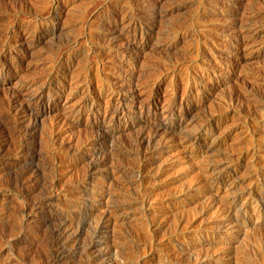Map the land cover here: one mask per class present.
Instances as JSON below:
<instances>
[{"label": "rangeland", "instance_id": "obj_1", "mask_svg": "<svg viewBox=\"0 0 264 264\" xmlns=\"http://www.w3.org/2000/svg\"><path fill=\"white\" fill-rule=\"evenodd\" d=\"M51 1L0 0V97L19 93L18 108L29 105L23 120L35 124L39 164L54 122L67 132L61 137L65 169L45 170L32 192H20L0 174V264H45L48 232L31 221L41 210L29 212L26 204L46 195L54 199L44 214L64 209L74 216L71 228L83 230L76 244L102 223L97 249L110 253L96 264H264V207L256 205L264 199V0ZM20 21L28 30L15 27ZM241 29L257 36L237 59ZM129 43L142 46L140 54ZM113 88L123 97L112 98ZM238 90L247 94L243 101ZM206 120L210 128L201 126ZM152 125L182 142L198 135L200 154L175 143L155 154V168L146 171L144 159L116 152L115 144L130 145ZM106 132L107 151L95 141L73 156ZM106 155V166L95 167ZM164 161L172 164L165 172ZM126 163L133 171H118ZM197 165L212 166L209 177L231 169L228 190L208 192L198 183ZM56 173L61 188L48 193ZM74 181H86L85 196H73ZM230 203L238 221L218 214V205ZM186 217L189 223L180 225ZM36 231L39 240L29 245Z\"/></svg>", "mask_w": 264, "mask_h": 264}, {"label": "bare ground", "instance_id": "obj_2", "mask_svg": "<svg viewBox=\"0 0 264 264\" xmlns=\"http://www.w3.org/2000/svg\"><path fill=\"white\" fill-rule=\"evenodd\" d=\"M59 0H52L51 1V6H53L54 4L58 3ZM52 8V7H51ZM51 10V9H50ZM253 13V12H252ZM36 14V13H34ZM132 14V13H131ZM251 18V17H250ZM249 18V19H250ZM254 18V17H253ZM15 27L20 26L23 27V29H27L28 26L27 24L25 25V23L21 24L20 22H15L14 23ZM23 25V26H22ZM234 26V25H233ZM30 29V28H29ZM136 29V28H135ZM28 30V29H27ZM9 31V30H8ZM26 31V30H25ZM239 33L238 34V40H237V44H238V50L239 53L237 55V59H240V51L243 50L241 49L242 46L244 45V43L246 41H251L253 39H255L256 36L253 34H250L244 30H238ZM13 34V33H12ZM256 40V39H255ZM257 42V41H256ZM246 44V43H245ZM127 46L129 47L128 49L130 50V52H134L135 55L140 54L142 46L134 44V43H129L127 44ZM132 47V48H130ZM244 48V47H243ZM241 49V50H240ZM1 54V53H0ZM243 54V53H242ZM1 56V55H0ZM31 82V81H30ZM29 82V83H30ZM32 84V83H31ZM19 93H16L15 96L11 97V98H3L0 97V174L3 173V171L6 172V174H8V182L10 184H13V188H16L17 190H19L20 192H25V193H29L32 192L38 183V179H40V175L45 172V170H47L48 168H51L54 171H60L61 167L63 166L62 164L64 162L67 161V158L64 157L62 155V153L64 152V143L62 140V135L63 131L61 129V127H59V123L54 122V126L53 129L51 128V132L49 133V135L44 137L47 139V143H48V154L45 155V161L44 163L42 162V164H39L38 161L35 160V156H34V151H33V142H35V124L34 123H26L25 119L23 120L25 113H27L30 110L29 105L24 104L20 109L18 108V98H19ZM110 95V94H109ZM116 95H118L119 98H122L123 96L121 95V92L116 89L113 88L111 90V97H115ZM236 97L239 100L245 99L246 95L245 92L243 91H236ZM12 96V95H11ZM8 97V96H7ZM110 97V98H111ZM241 101V102H242ZM240 102V103H241ZM264 113V112H263ZM65 116V115H63ZM74 116V115H73ZM72 117V116H71ZM264 117V116H263ZM262 117V118H263ZM63 119V118H62ZM77 119V118H76ZM60 120V119H59ZM57 120V121H59ZM61 121V120H60ZM59 121V122H60ZM67 122L69 123L70 121L67 120ZM72 122V121H71ZM70 122V123H71ZM66 123V122H64ZM187 123V122H186ZM59 125V126H58ZM151 126V125H150ZM149 126V130L146 131H142V133H140L135 139H133L132 142H128L131 143L130 145L127 144L126 146L124 145H118L115 144L114 147L116 148V152L120 153V154H127V156H123L121 155V159L126 158L130 155L131 157H137L140 159H144V162L141 164L142 169H145L147 171V169L149 168L150 170L155 168V160L154 156L155 154H159L162 153L164 151H166V149L170 148L173 144L178 143L182 149H180L181 151L185 152V150L189 149L191 154L197 155V153H199L198 151V145H195L194 140H196L199 144V141L201 140L198 135H191V133H189V139H187L186 142H182L179 137L175 134V133H171L169 132L167 129H163L162 132L160 130L155 129V127L152 125V127ZM177 126H181V123H179V125ZM201 126L203 128H210L212 126V122L211 120H206L201 122ZM200 126V127H201ZM58 127V129H57ZM183 127V126H182ZM185 127V126H184ZM65 129V127H64ZM181 129V128H180ZM183 129V128H182ZM179 130V129H178ZM166 132L168 133V136H165L164 134H166ZM161 136V137H160ZM165 136V137H163ZM160 137V139H159ZM108 138H109V134L108 132H106V134L104 133L103 135H101L100 137L97 138H89L88 141L86 140V142L84 144H82V146L78 147V150L76 152V154H74L73 156H81V154L83 153V149L86 148L87 145L91 144L92 142H99V143H103V149L104 150H108L111 146H107V142H108ZM45 141V140H44ZM179 141V142H178ZM83 142V141H82ZM177 144V145H178ZM66 145V144H65ZM113 147V148H114ZM66 148V147H65ZM114 148V149H115ZM177 148V146H176ZM201 148V147H200ZM46 150V148H45ZM110 151H108L107 153H109ZM115 153V152H114ZM186 153V152H185ZM189 153V154H190ZM164 154V153H163ZM190 154V155H191ZM200 154V153H199ZM111 155V154H110ZM241 155V154H240ZM244 155V154H243ZM246 155V154H245ZM248 155V154H247ZM8 156H14L16 159L13 161H9L6 160V157L8 158ZM123 156V158H122ZM165 156V155H164ZM201 156V155H200ZM44 157V156H43ZM112 157V156H111ZM130 157V158H131ZM134 157V159H135ZM190 157V156H189ZM37 158V157H36ZM59 158V159H58ZM129 158V159H130ZM246 158V156H245ZM60 160L59 162H55V160ZM62 159V160H61ZM111 159V158H110ZM109 156L106 155L104 156V158L100 159L98 161V164L95 166H102L108 163V161L110 160ZM128 159V160H129ZM192 159V158H190ZM69 160V159H68ZM133 160V159H132ZM137 160V159H136ZM164 160H166L164 158ZM168 160V159H167ZM171 160V159H170ZM42 161V160H41ZM138 161V160H137ZM195 161V160H194ZM193 161V162H194ZM55 162V163H52ZM121 162V161H120ZM165 162V161H164ZM160 163L159 166L161 167V170L165 172V170L172 165L171 163ZM174 162V161H173ZM124 163V162H123ZM132 163V162H131ZM134 163V162H133ZM175 163V162H174ZM122 164V163H120ZM128 163L123 164L120 166L118 171H122V173L124 171L130 170L131 167L130 165L127 166ZM258 161L255 162L254 165H256L258 167ZM198 166V165H197ZM260 166V165H259ZM64 167H62L63 169ZM65 169V168H64ZM135 169V168H134ZM141 169V170H142ZM160 169V168H159ZM195 169V168H194ZM210 169H212V166L210 165H200L196 168L198 175L200 176L199 178V184L202 186H204L206 188V190L208 192H210L212 195L216 196V194H218L220 191L227 189V187L229 186L226 183V179L228 178V175L230 174V172L232 171L229 168H220L219 172L214 175L213 177H209L207 176L208 171H210ZM257 169V168H256ZM112 170V169H111ZM132 170V169H131ZM234 170V169H233ZM255 170V169H254ZM50 171V170H49ZM133 171V170H132ZM135 171V170H134ZM61 172V171H60ZM115 172V171H114ZM140 172V171H139ZM193 172V171H192ZM261 172V171H260ZM111 173V172H110ZM147 173V172H146ZM145 173V174H146ZM258 173V172H257ZM4 174V173H3ZM112 174V173H111ZM149 174V173H148ZM159 174V173H158ZM213 174V173H212ZM5 175V174H4ZM3 175V176H4ZM56 176V177H55ZM54 176V179L52 180V184L49 186V188L47 187V183H46V187L48 188V193H52V191H54L55 189H60L61 184H62V180L61 178L57 175ZM260 176V175H259ZM43 177V175H42ZM41 177V178H42ZM160 177V176H158ZM6 180V177H4ZM64 178V177H63ZM78 180V179H77ZM235 180V179H234ZM41 181V180H40ZM47 181V180H46ZM155 181V180H154ZM198 181V180H197ZM232 181V180H231ZM5 182V181H4ZM64 182V180H63ZM75 182V181H74ZM234 182V181H233ZM40 183V182H39ZM51 183V182H50ZM86 183V181H76L73 185L74 189V194L73 196L75 198H80L86 195V191L84 188V184ZM170 183V182H169ZM232 183V182H231ZM236 183V182H235ZM4 184V183H3ZM49 184V183H48ZM67 184V183H66ZM7 185V184H6ZM65 185V184H64ZM196 185V184H195ZM12 186V185H11ZM200 187V186H199ZM40 188V187H39ZM45 189V188H44ZM66 189V188H65ZM72 189V187H71ZM40 190V189H39ZM43 190V189H42ZM205 190V189H204ZM228 190V189H227ZM61 191V190H60ZM68 191V190H67ZM188 191V190H187ZM222 191V192H224ZM41 192V191H40ZM184 192V191H183ZM206 192V191H205ZM43 193V192H42ZM54 193V192H53ZM73 193V192H71ZM182 193V192H181ZM32 194V193H31ZM30 194V195H31ZM63 194V193H62ZM183 194V193H182ZM181 194V195H182ZM207 194V193H206ZM33 195V194H32ZM31 195V196H32ZM175 195V194H174ZM180 195V194H179ZM29 196V195H28ZM39 196V195H38ZM218 196V195H217ZM30 197V196H29ZM28 197V198H29ZM34 197V196H33ZM29 198V200L27 201L26 204V208L27 210H29V212H31L32 210L37 209L36 212H38V210L40 211L39 215L37 218H35L34 220L32 219L31 221L33 222H38L37 227L42 228V229H46L48 232V235L46 237V245H45V254L47 256H43L46 257L44 259H42V261H44L45 264H80V260L79 258H77L78 255H80L81 257L85 256L84 262L85 264H96L98 263L103 255L110 253L109 251H104L103 252H99L97 249V236L99 231L101 230V228L103 227L101 224H99L97 226V228L94 230L92 237L89 238V240L83 245L80 243L76 244L79 236L81 235V232L83 231L82 229H72L71 227H73V214L70 212H60V213H55V212H47V213H43L42 209L44 208V206L49 205L50 203H52L53 201V197H49V196H44V197H36V198ZM67 197V196H65ZM172 198V197H171ZM172 200V199H171ZM233 200V199H232ZM238 200V199H237ZM256 200V199H255ZM57 201V200H56ZM66 201V200H65ZM174 201V200H173ZM220 201V200H219ZM253 201V200H252ZM162 202V201H161ZM175 202V201H174ZM26 203V202H25ZM155 203V202H154ZM170 203V202H169ZM212 203V202H211ZM210 203V204H211ZM219 202H216L213 206H216V204H218ZM234 203V202H233ZM251 203V202H250ZM55 204V203H54ZM72 204V203H71ZM76 204H80V203H76ZM163 204V203H162ZM175 204V203H174ZM179 204V203H178ZM209 204V205H210ZM225 204V203H224ZM218 205V209H219V213L221 215H226L228 217H230L232 219V221H238L240 214L239 213H235L232 214L231 212V208L230 205ZM260 204L262 207H264V199L258 201V203L256 205ZM255 205V204H254ZM52 207V205H50ZM69 206V205H68ZM245 206V205H244ZM247 206V204H246ZM179 207V206H178ZM65 208H67V206H65ZM69 208V207H68ZM211 208V207H210ZM245 208V207H244ZM249 208V207H248ZM14 209V208H13ZM21 210V209H20ZM45 211V209H44ZM49 211V210H48ZM56 211V210H55ZM245 210H243V212H245ZM242 212V213H243ZM10 213V212H9ZM24 213V212H23ZM12 214V213H11ZM32 214V213H31ZM246 214V212L244 213ZM15 215V214H14ZM25 216V215H24ZM108 216V214H107ZM110 216V215H109ZM108 216V219H109ZM77 217V216H76ZM185 217V216H184ZM188 217H186V219L183 218V220H181V222H179V224L181 225L182 223H189V221L187 220ZM197 218V217H196ZM223 218V217H222ZM80 219V218H79ZM112 219V218H111ZM193 220V218H192ZM107 221L109 222L110 220L104 221L103 223H107ZM230 221V222H232ZM24 223V222H23ZM177 223V222H176ZM175 223V224H176ZM195 223V222H194ZM223 223V222H222ZM163 224V222H162ZM184 224V225H185ZM27 226V224H25ZM78 225V224H77ZM177 226V225H176ZM17 227V226H16ZM160 227V226H159ZM240 227V226H239ZM34 228V227H33ZM75 228V227H73ZM151 228V227H150ZM182 228V227H181ZM187 228V227H186ZM243 228V227H242ZM180 229V228H179ZM189 229V228H188ZM177 230V229H176ZM193 230V229H192ZM33 231V230H32ZM181 231V230H180ZM184 231V230H183ZM42 232H44L42 230ZM149 232L151 234H153L155 231L153 229H149ZM179 233V232H178ZM182 233V232H181ZM45 234V232L43 233ZM127 234V233H126ZM145 234V233H143ZM187 234V232H186ZM130 235V234H129ZM135 235V234H134ZM147 235V234H146ZM175 235V234H174ZM133 236V235H132ZM131 236V237H132ZM148 236V235H147ZM154 236V235H153ZM25 237V236H24ZM89 237V236H88ZM129 237V236H128ZM127 237V238H128ZM140 237V236H139ZM184 237V235H183ZM182 237V238H183ZM263 237V236H262ZM133 238V237H132ZM131 238V239H132ZM144 238V237H143ZM143 238H141L143 240ZM146 238V236H145ZM181 238V236H180ZM188 238V237H187ZM20 239V237H19ZM41 239V238H40ZM124 239V238H123ZM140 239V240H141ZM147 239V238H146ZM186 239V238H185ZM259 240V238H257ZM39 240V235L36 231V233L33 234V236H31V240L29 239L28 243L29 245L34 244L35 242H38ZM80 240V239H79ZM127 240V239H126ZM139 240V239H138ZM165 240V239H164ZM170 240V239H169ZM43 241V240H42ZM132 241H134L132 239ZM257 241V240H255ZM137 242V241H136ZM145 242V241H143ZM171 242V241H170ZM264 242V241H263ZM134 243V242H133ZM138 243V242H137ZM140 243V242H139ZM166 243V242H165ZM174 243V242H173ZM262 243V242H261ZM40 244V243H39ZM150 244V243H149ZM172 244V243H171ZM259 244V243H257ZM135 245V244H134ZM151 245V244H150ZM136 246V245H135ZM141 246V245H140ZM172 246V245H171ZM74 250H72L73 248ZM109 247V246H108ZM166 247V246H165ZM76 248V249H75ZM123 248V247H122ZM152 248V247H151ZM149 247V249H151ZM260 248V247H259ZM27 249V248H26ZM44 250V249H43ZM109 250V249H108ZM198 250H200V248H198ZM28 251V249H27ZM172 251V250H171ZM137 252V251H136ZM152 252V251H150ZM185 252V251H184ZM200 252V251H199ZM259 252V251H258ZM26 252L23 253L24 257ZM174 254V252H173ZM182 254V253H181ZM185 254V253H184ZM242 254V253H241ZM245 254V253H243ZM242 254V255H243ZM147 255V254H146ZM180 255V253H179ZM233 255V254H232ZM246 255V254H245ZM256 254H254L253 256H255ZM264 255V254H263ZM187 256V255H185ZM190 256V255H189ZM188 256V258H190ZM251 253L250 256H248L249 258H251ZM41 257V256H40ZM80 257V258H81ZM144 257V256H142ZM170 257V256H169ZM183 257V256H182ZM238 257V256H237ZM232 258V257H231ZM244 258V257H241ZM240 258V260H241ZM83 258H81L82 260ZM181 259V258H180ZM199 259L201 260L202 263H205L206 261V255H202L201 257H199ZM198 259V260H199ZM237 259V258H236ZM21 260V259H20ZM79 260V261H78ZM170 260V259H169ZM179 260V259H178ZM184 260V259H182ZM187 260V259H186ZM239 261V259H237ZM244 260V259H243ZM79 263H78V262ZM83 261V260H82ZM189 261V260H188ZM209 262V261H208ZM196 264V262H195Z\"/></svg>", "mask_w": 264, "mask_h": 264}]
</instances>
